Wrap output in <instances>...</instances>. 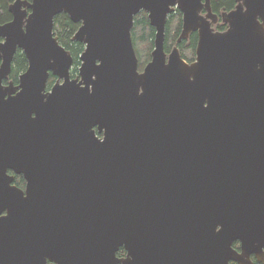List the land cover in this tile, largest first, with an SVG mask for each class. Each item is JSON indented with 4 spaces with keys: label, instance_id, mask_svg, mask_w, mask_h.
I'll return each instance as SVG.
<instances>
[{
    "label": "water",
    "instance_id": "obj_1",
    "mask_svg": "<svg viewBox=\"0 0 264 264\" xmlns=\"http://www.w3.org/2000/svg\"><path fill=\"white\" fill-rule=\"evenodd\" d=\"M236 2L221 13L223 32L212 28L210 0L8 6L0 264H264V0ZM176 9L177 43L198 34L191 63L177 47L164 52ZM141 11L155 36L139 71L131 29ZM62 13L84 45L75 78L53 33ZM18 50L28 65L15 85Z\"/></svg>",
    "mask_w": 264,
    "mask_h": 264
},
{
    "label": "trees",
    "instance_id": "obj_2",
    "mask_svg": "<svg viewBox=\"0 0 264 264\" xmlns=\"http://www.w3.org/2000/svg\"><path fill=\"white\" fill-rule=\"evenodd\" d=\"M14 0H0V24H4L11 20V14L8 11V6ZM30 1V0H28ZM211 11L218 16V22L214 25L215 31H224L227 26L221 22V13H227L232 11L236 6V0H210ZM79 24L70 21L68 16L64 13L55 16L53 20V33L58 39L60 45H62L67 51L70 52L73 58V66H80L79 57L84 50V45L80 42L73 41L72 38L78 29ZM182 28V16L179 10H176L166 20L165 24V39H164V52L170 53L173 47H178L182 59L188 63H191L195 58V49L197 45V33H191L186 40L177 43V39L180 35ZM154 36L155 30L149 24L147 15L141 11L134 16L133 26L131 29V39L135 50V54L138 60V69L142 71L145 65L150 60L151 52L154 48ZM27 68V60L24 54L18 50L13 58L11 73L8 81H12L17 84L18 77ZM78 76L76 70L71 71V77ZM56 77L50 75L47 83V89H50L55 83ZM17 184L24 185V181L21 177L17 178ZM238 243L234 246L237 247ZM118 257H124L125 251L123 248L117 252ZM254 264H260L255 262Z\"/></svg>",
    "mask_w": 264,
    "mask_h": 264
},
{
    "label": "flooded vegetation",
    "instance_id": "obj_3",
    "mask_svg": "<svg viewBox=\"0 0 264 264\" xmlns=\"http://www.w3.org/2000/svg\"><path fill=\"white\" fill-rule=\"evenodd\" d=\"M210 7H211V5H210ZM205 14V11L203 10L202 12H201V15H204ZM218 22V21H217ZM212 25H214V24H212ZM213 28V27H212ZM214 29V28H213ZM215 31V30H214ZM192 33H196V32H192ZM191 34V33H190ZM189 34V35H190ZM176 47V46H175ZM178 48V47H177ZM169 54V53H168ZM167 54V55H168ZM194 60H195V58H194ZM193 60V61H194ZM150 61V60H149ZM192 61V62H193ZM18 81V80H17ZM17 85V84H16ZM9 174L10 175H12L13 176V182H12V185H14V186H16L17 188H19L20 190H22V191H24L25 190V186H26V182H25V180H24V178L22 177V175H15L12 171H10L9 172ZM19 177H21L22 179H23V181H24V185H23V183L21 184L20 183V185H18L17 184V181H18V179L17 178H19ZM238 247H239V244L237 245V247L236 246H234V248H236V249H238Z\"/></svg>",
    "mask_w": 264,
    "mask_h": 264
},
{
    "label": "bare ground",
    "instance_id": "obj_4",
    "mask_svg": "<svg viewBox=\"0 0 264 264\" xmlns=\"http://www.w3.org/2000/svg\"><path fill=\"white\" fill-rule=\"evenodd\" d=\"M12 3H13V2H12ZM236 4H237V2H236ZM177 10H178V9H177ZM200 14H201V13H200ZM205 14H206V12H205ZM205 14H204V15H205ZM146 15H147V14H146ZM181 15H182V14H181ZM204 15H202V16H204ZM169 16H170V15H169ZM169 16H168V17H169ZM220 19H221V18H220ZM217 21H218V20H217ZM221 22H222V21H221ZM216 23H217V22H216ZM216 23H215V24H216ZM223 24H224V23H223ZM226 26H227V25H226ZM181 29H182V28H181ZM226 29H227V28H226ZM226 29H225V30H226ZM225 30H224V31H225ZM219 32H220V31H219ZM222 32H223V31H222ZM180 33H181V32H180ZM196 33H197V32H196ZM197 40H198V34H197ZM173 48H174V47H173ZM25 58H26V57H25ZM150 59H151V55H150ZM26 60H27V59H26ZM27 65H28V63H27ZM17 84H18V81H17ZM233 264H234V263H233Z\"/></svg>",
    "mask_w": 264,
    "mask_h": 264
},
{
    "label": "rangeland",
    "instance_id": "obj_5",
    "mask_svg": "<svg viewBox=\"0 0 264 264\" xmlns=\"http://www.w3.org/2000/svg\"><path fill=\"white\" fill-rule=\"evenodd\" d=\"M177 10V9H176ZM181 13V12H180ZM182 16V15H181ZM168 19V18H167ZM215 25V24H214ZM214 25H212V27L214 28ZM180 53V52H179ZM72 70H76V73H78V67H75V66H73L72 67V69H71V71ZM235 245V244H234Z\"/></svg>",
    "mask_w": 264,
    "mask_h": 264
}]
</instances>
